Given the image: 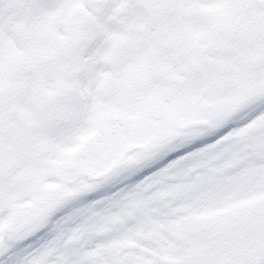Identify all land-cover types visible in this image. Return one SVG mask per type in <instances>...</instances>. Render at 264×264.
<instances>
[{
	"label": "snow or ice",
	"instance_id": "6c2138e0",
	"mask_svg": "<svg viewBox=\"0 0 264 264\" xmlns=\"http://www.w3.org/2000/svg\"><path fill=\"white\" fill-rule=\"evenodd\" d=\"M0 264H264V0H0Z\"/></svg>",
	"mask_w": 264,
	"mask_h": 264
}]
</instances>
